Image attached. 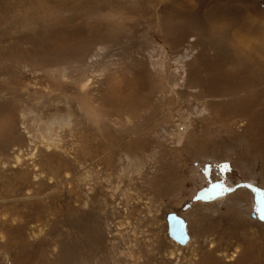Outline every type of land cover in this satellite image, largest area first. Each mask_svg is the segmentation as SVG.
Instances as JSON below:
<instances>
[{
    "label": "rangeland",
    "instance_id": "obj_1",
    "mask_svg": "<svg viewBox=\"0 0 264 264\" xmlns=\"http://www.w3.org/2000/svg\"><path fill=\"white\" fill-rule=\"evenodd\" d=\"M94 55L98 123L51 75ZM203 105L178 148L176 110ZM0 264H264V0H0Z\"/></svg>",
    "mask_w": 264,
    "mask_h": 264
},
{
    "label": "bare ground",
    "instance_id": "obj_2",
    "mask_svg": "<svg viewBox=\"0 0 264 264\" xmlns=\"http://www.w3.org/2000/svg\"><path fill=\"white\" fill-rule=\"evenodd\" d=\"M94 58H95V60H93ZM90 59H91L90 62H88L87 64L85 63L84 66H81L78 69H76L75 72L79 73L81 75L80 77H77V79L76 78L74 79V76H69L68 77L67 71L69 70V68L67 66L61 67L60 71H62L63 74L59 75V73L57 74L56 71H52L51 75L54 78H56V75H58V78L61 80V82L63 84L68 85V83H71V84L76 85L77 90H78L79 95H80L79 99L77 100L78 107L80 108L81 111L86 113V115L89 117V120L90 119H94L95 123H98L99 118L97 116L95 108L93 107L94 103L90 104L91 100L93 99V98H91V94L90 93L92 91V86L94 85V80H96V79L100 78L101 76H103L107 72V70H106L105 67L98 66V64H100V62H101V61L99 62L98 55L91 56ZM181 59H182V57H180L178 60H176V67H178L177 69H174L176 74L179 73L178 69H181V68L184 69V66H182L183 63H182ZM77 67H78V65H77ZM111 68H112V66H111ZM160 69H161L162 72H164L165 71L164 70L165 66H161ZM74 75H76V74H74ZM183 77H184V75H183ZM212 77H213V75H212ZM218 81L219 80H217V79L210 80L211 84L218 85V84L222 83V81H219V82ZM175 85H180V84L176 83V84H174L172 86V88H174ZM183 86H185V85H183ZM190 88H191V90H196V89L199 90L198 86H193V87L190 86ZM113 89H114V91H118V94H117L118 96L113 98V103L119 105V103L121 102V100L119 98V95H120L121 91H123L122 90V85L120 84L119 81L115 85H113ZM195 95H196V98H197V94H194V96ZM196 98H194V99H196ZM169 101H172V100H169ZM134 105H135V103H129L126 106V108L127 109L134 108ZM201 105H202V103H201ZM174 107H178L179 108L180 107V103L177 104ZM182 111H184V112L182 113ZM176 112H177V115L179 116V119L176 120V122H175V129L170 131V132H167L166 138L169 139V141L173 142V144L177 145L178 148H180V146H183L184 141H186L185 139H187L188 135L191 134L190 133V129L193 128L192 127V123L194 122V120H196V121L197 120L205 121L206 119L210 118L209 117L210 110H209V108L206 105H203L202 108L198 107V106H195L194 108H192L191 112H189L188 110H180V109H177ZM167 114H169V116L172 114V112L170 111V108H169V111H168ZM23 117H25V116H23ZM72 117H73L72 113L69 112L67 117H65L63 119L62 118L61 119H55L50 124H45L44 125V127L42 129L43 131L41 132L40 137H41V140L43 141V143L46 144V147L50 148L51 146H54L55 149H62V146L59 144L58 140L53 138V126L55 124H58L61 129H63V128H71L72 129L73 125H74ZM111 118L108 117L107 119L111 120ZM220 119L223 120V118H221V117H220ZM33 122L39 123L40 120L36 119V118H33ZM126 122H127L128 126H132V124H131L132 120L130 119V117H126ZM132 128H134V126ZM163 141H165V136H163L162 139L160 140V142H163ZM141 150H143V149H141ZM155 153H156L155 151H151L150 155H146L145 156L146 160L155 162V160H156V154ZM124 159L128 162V165H127V170L128 171H126L127 172L126 173V172L122 171V169H121L120 172H122V176H120V177L118 176L119 177L118 179H120V178H128V179H130L133 175L140 176L141 173L143 174V171L146 168V162H145V160L143 158L142 159L141 158L133 159V158L130 157L129 154L128 155L125 154ZM15 160H16L17 164H19L21 162V159H20L19 155L15 156ZM82 170L84 171L83 172L82 181L90 183V181L92 180L91 179V172L88 170V168L86 169L85 167L82 168ZM99 176H100V173H99ZM140 177H142V176H140ZM98 180H99V178H98ZM103 180H104L105 184L108 183L109 185H112V182L110 181V179H108L106 177V175L103 178ZM89 189H91V188H89ZM114 189L118 190L119 187L116 186ZM131 193L132 192H130V196H127V199H126V205L128 207H129V205L131 206V204H132L131 201H132L133 194H131ZM146 205H147V207H149L148 204H146ZM37 233L38 234L42 233V230L35 231L34 235L36 236ZM175 245H176L175 246L176 251H174L175 249L173 251L170 250V252L168 254L170 259L176 258L177 255H178L176 253L179 252V249H177V244H175ZM211 245H213V243H211ZM210 248H213V247H210ZM195 251L197 252V250H195ZM194 257L195 258L197 257L195 253H194ZM235 257H237V255L233 254L232 258L229 261H233V259Z\"/></svg>",
    "mask_w": 264,
    "mask_h": 264
},
{
    "label": "water",
    "instance_id": "obj_3",
    "mask_svg": "<svg viewBox=\"0 0 264 264\" xmlns=\"http://www.w3.org/2000/svg\"><path fill=\"white\" fill-rule=\"evenodd\" d=\"M254 217H255V215H254ZM175 223H176V224H179V225H181V224H180L178 221H175ZM186 240H187V238H186V237H184V239H183V241H182V242L184 243Z\"/></svg>",
    "mask_w": 264,
    "mask_h": 264
}]
</instances>
